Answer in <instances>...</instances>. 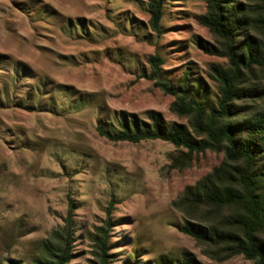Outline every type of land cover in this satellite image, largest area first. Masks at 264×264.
Wrapping results in <instances>:
<instances>
[{
    "label": "rangeland",
    "instance_id": "374dc122",
    "mask_svg": "<svg viewBox=\"0 0 264 264\" xmlns=\"http://www.w3.org/2000/svg\"><path fill=\"white\" fill-rule=\"evenodd\" d=\"M146 2L0 0V260L28 261L39 242L63 224L73 200L72 264H90L87 234L102 225L109 202L115 222L110 240L116 244L111 253L117 256L111 264L183 253L200 264H251L242 256L216 262L202 255L179 231L186 219L171 205L220 163L221 153L206 151L177 170L170 168V158L182 148L161 140L113 143L97 132L101 123L116 127L121 113L147 121L148 111L165 125L188 128L169 109L173 97L143 77L156 52L165 59L162 70L174 79L187 72L189 86L215 100L210 68L224 66L225 59L215 54L217 45L199 23L206 0H166L160 38L148 26ZM67 21L80 23L85 32L66 31ZM15 67L16 85L6 78L16 77ZM38 80L51 90L60 87L46 96L56 105L67 96L81 99L82 109L58 115L18 105L25 86Z\"/></svg>",
    "mask_w": 264,
    "mask_h": 264
},
{
    "label": "trees",
    "instance_id": "16d2710c",
    "mask_svg": "<svg viewBox=\"0 0 264 264\" xmlns=\"http://www.w3.org/2000/svg\"><path fill=\"white\" fill-rule=\"evenodd\" d=\"M166 0H147L148 26L162 35L161 26ZM199 23L206 28L217 45L216 55L225 65L211 66L209 77L216 86L215 100H209L189 86L187 72L174 79L162 70L163 56L156 52L148 59L150 72L144 75L153 81L163 94L173 97L170 111L187 121V127L172 123L165 125L158 113L146 112L147 121L121 113L115 117L116 127L101 123L97 132L106 140L138 144L161 140L182 148L185 152L170 158V168L182 170L192 165L194 158L206 151L221 153L222 160L193 186L184 189L171 205L186 223L179 231L191 237L208 259L223 262L242 256L251 264H264V0H206L205 13ZM80 23L67 21L64 29L77 35ZM8 74L7 81H20ZM48 82L41 80L25 86L18 105L31 111L67 113L81 110L77 102L68 100L56 105ZM17 87V86H16ZM50 89V90H49ZM65 94L69 88H62ZM6 88L3 97L6 100ZM57 101V99H56ZM74 204L67 205L63 224L39 242L28 261L23 258H4L0 264H72L76 228ZM112 202L106 209L102 225L88 232L91 243L90 264L115 262L116 247L111 242L115 223L111 218ZM133 253L136 254L134 251ZM129 258L123 264H138ZM140 264H200L193 255L183 253Z\"/></svg>",
    "mask_w": 264,
    "mask_h": 264
}]
</instances>
